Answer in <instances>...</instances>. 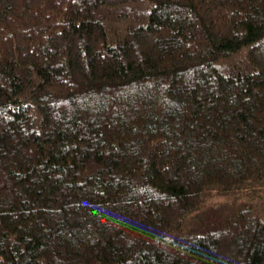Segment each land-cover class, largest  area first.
I'll list each match as a JSON object with an SVG mask.
<instances>
[{"label":"trees","instance_id":"16d2710c","mask_svg":"<svg viewBox=\"0 0 264 264\" xmlns=\"http://www.w3.org/2000/svg\"><path fill=\"white\" fill-rule=\"evenodd\" d=\"M241 192L264 0H0V264H264Z\"/></svg>","mask_w":264,"mask_h":264},{"label":"rangeland","instance_id":"374dc122","mask_svg":"<svg viewBox=\"0 0 264 264\" xmlns=\"http://www.w3.org/2000/svg\"><path fill=\"white\" fill-rule=\"evenodd\" d=\"M241 194H243V196H241L239 199H237V203L240 202V203H243L246 202V203H255L256 205H263L264 204V194L262 195V193H256V192H241ZM228 195H220V194H212L208 197H206V201H204V204L202 205V209L200 210L201 212H205V215L206 214H213L215 216L219 215L220 214H225L228 212L229 210V205L232 204V200L231 197H227ZM242 198V199H241ZM221 200V201H220ZM226 203V204H225ZM225 206V207H224ZM220 208L221 207L223 209H221V211H217L216 208ZM225 208V209H224ZM260 209L259 212L260 214H263V209H262V206L259 207ZM215 210V211H214ZM219 219H222V218H218Z\"/></svg>","mask_w":264,"mask_h":264},{"label":"bare ground","instance_id":"6f19581e","mask_svg":"<svg viewBox=\"0 0 264 264\" xmlns=\"http://www.w3.org/2000/svg\"><path fill=\"white\" fill-rule=\"evenodd\" d=\"M241 199H242V198H241ZM220 201H221V200H220ZM238 203H239V202H238ZM225 204H226V203H225ZM232 205H233V204H232ZM232 205H231V206H232ZM224 207H225V206H224ZM215 208H216V207H215ZM216 209L218 210V208H216ZM221 209H223V208L221 207ZM224 209H225V208H224ZM214 211H215V210H214Z\"/></svg>","mask_w":264,"mask_h":264}]
</instances>
